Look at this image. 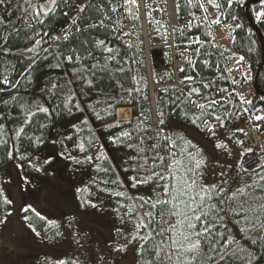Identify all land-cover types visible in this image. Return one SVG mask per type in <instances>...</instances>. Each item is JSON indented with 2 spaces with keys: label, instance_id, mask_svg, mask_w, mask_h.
Returning a JSON list of instances; mask_svg holds the SVG:
<instances>
[{
  "label": "trees",
  "instance_id": "1",
  "mask_svg": "<svg viewBox=\"0 0 264 264\" xmlns=\"http://www.w3.org/2000/svg\"><path fill=\"white\" fill-rule=\"evenodd\" d=\"M207 1L214 4L217 20L205 9ZM126 2L79 0L85 9L80 12L76 0H58L59 7L42 17V23L36 22L31 9L25 11V0L0 3V170L18 167L25 187L37 189L47 172L59 174L63 169L64 160L54 151L67 146L83 173L92 174L78 193L80 204L88 211L134 221L136 264H155V246L161 240L157 233L167 225L158 215L150 222L145 213L151 210L155 215L157 209L141 205L159 197L162 189L156 180L138 181L161 171L153 166V157L169 155L165 137L177 140L182 147L185 145L178 138L183 137L196 146L190 151L200 152L206 159L205 150L185 128L213 140L223 127L242 153L250 146L241 123L250 119L257 129L264 128V119H254L264 117V21L256 19L257 11L264 12V0H243L242 4L236 0H175L177 26L173 28L169 24L160 28L154 22L151 8L158 7L160 0H144L148 42L164 46L161 55L151 52L150 66L144 55L139 0ZM129 22L132 31L126 28ZM222 30L232 33L228 46L221 44L218 33ZM249 83L251 96L246 99L242 89ZM201 104L203 109L198 107ZM39 107L49 111L40 113ZM119 108H131L132 119L117 122ZM21 127L24 131L17 135ZM173 150L179 152V148ZM241 158L238 171L245 182L226 191L224 197L258 179L243 169L264 163V143ZM197 178L204 184L203 176ZM26 209L23 218L39 236L61 240L63 231L58 223L44 216L40 219L41 215ZM10 210L0 184V221ZM220 215L225 216L224 226L218 224L217 230L224 233V239L232 236L246 249L238 255L251 253L256 257L253 264H264V240L260 239L264 232L253 229L241 234L243 221L237 224L239 218L227 212ZM141 223L147 226L140 227ZM235 247L232 244L227 251ZM229 261L245 264L231 257ZM39 264L80 263L43 259ZM164 264L172 261L165 256Z\"/></svg>",
  "mask_w": 264,
  "mask_h": 264
},
{
  "label": "rangeland",
  "instance_id": "2",
  "mask_svg": "<svg viewBox=\"0 0 264 264\" xmlns=\"http://www.w3.org/2000/svg\"><path fill=\"white\" fill-rule=\"evenodd\" d=\"M138 7L143 20L144 55L150 66L151 52L161 55L164 46L149 44L144 0H139ZM204 7L211 18L217 20L214 4L207 1ZM151 11L154 22L160 28L166 24L170 28L177 26L175 0H160L159 6H152ZM126 28L132 31L133 25L129 22ZM218 35L221 44L228 46L232 39L231 31L222 30ZM159 41L158 38V44ZM176 68H180L177 58ZM150 85L153 91L155 86L152 81ZM250 85L249 83L245 90L242 89L246 99L251 96ZM131 119L132 115L128 121ZM119 121L117 118V122ZM243 126L244 122L240 127ZM185 131L206 152V165L202 175L204 184L220 185L231 192L245 182V178H241L238 171L242 152L236 139L223 127L217 130L213 140L190 128H185ZM217 144L226 145L227 148H217ZM54 154L63 158L64 170H60L59 174L56 170L47 172L39 181L40 186L37 189L25 187L18 167L11 166L0 170V184L11 203L8 216L0 224V264H39L43 259H52L57 263L73 260L80 264H136L138 244L133 241L134 221L124 217L115 218L109 213L86 210L80 204L78 193L84 181L92 174L83 173L81 163L67 146L60 147ZM26 208L58 223L63 231L61 240L54 242L39 236L23 218V210ZM134 219L137 220V217Z\"/></svg>",
  "mask_w": 264,
  "mask_h": 264
},
{
  "label": "snow or ice",
  "instance_id": "3",
  "mask_svg": "<svg viewBox=\"0 0 264 264\" xmlns=\"http://www.w3.org/2000/svg\"><path fill=\"white\" fill-rule=\"evenodd\" d=\"M3 2L4 0H0V3ZM62 2H67V0H62ZM130 2L134 3L135 0H130ZM25 3L28 5V9L25 11L31 9L38 23H42V17L54 13L59 7L58 0H25ZM76 3L79 11L83 12L85 9L83 6H79V0H76ZM236 3L242 4L243 0H236ZM256 19L264 21V12L257 11ZM67 38V36L64 37V39ZM98 44L103 45L104 42L99 41ZM106 50L113 51L111 48ZM67 59L71 61L72 57L69 56ZM198 107L203 109L205 106L201 104ZM38 111L46 114L49 110L46 107H39ZM216 119L219 120L220 117L217 116ZM254 119L261 120L264 117L256 116ZM161 123H163L162 120ZM204 123L207 124V121ZM23 131L24 129L21 127L17 135ZM238 131L243 132V129H238ZM165 139L169 141L166 149L169 155L165 157L157 153L153 157V166L160 168L161 171L152 172L150 176L143 177L138 181V183H148L149 180H156V186L162 189L159 197L153 201H144L141 205L143 207L144 204H148L150 209H157L155 215L151 210L145 213L150 218V222L158 215L161 223L167 225L157 233L161 240L155 246V264H164L165 256L172 261V264H209V261L212 260H215L216 264H221V261L223 264H230L229 257L244 261L245 264H253L256 257L251 253L238 255L246 252L245 247L237 243L232 236L224 239V233L217 230V225L224 226L225 216L220 213L227 212L233 218H239L235 219L237 224H241L243 221V225L240 227L241 234H246L253 229L264 232V172L258 171L264 169V163H257L255 168H244L245 172L254 173L258 179L253 184L241 186L224 197L226 188L216 184H203L197 178L202 177L201 169L206 165V161L200 152L189 150V148L195 149V145L190 141H185L183 137L178 138L185 145L183 147L171 137H165ZM240 143L242 144L243 141ZM216 147L227 148L223 144H217ZM177 148H179V152L173 150ZM251 151L252 149L248 148L242 155ZM165 160L168 162L165 163ZM45 163H50V161L46 160ZM39 170L37 168V171ZM169 179L171 182H168ZM159 181H165V183L160 184ZM222 183H227V181H222ZM257 191L261 194L257 195ZM5 203L8 201L5 200ZM92 206L95 207V205ZM27 210L25 209V211ZM39 218L43 219L42 216ZM139 226L146 227L147 225L141 223ZM165 233H167L166 239ZM151 238V236L148 237V239ZM260 239L264 240V236ZM222 240L223 243H221ZM252 243H256V240L252 239ZM232 244H236V247L228 252L227 249ZM205 247L208 249L207 252L204 251ZM146 264H153V262L147 261Z\"/></svg>",
  "mask_w": 264,
  "mask_h": 264
},
{
  "label": "built area",
  "instance_id": "4",
  "mask_svg": "<svg viewBox=\"0 0 264 264\" xmlns=\"http://www.w3.org/2000/svg\"><path fill=\"white\" fill-rule=\"evenodd\" d=\"M243 128L247 131L248 137V145L250 148L258 150L263 145V137H264V128L257 129L253 125V121L248 119V121H245Z\"/></svg>",
  "mask_w": 264,
  "mask_h": 264
},
{
  "label": "bare ground",
  "instance_id": "5",
  "mask_svg": "<svg viewBox=\"0 0 264 264\" xmlns=\"http://www.w3.org/2000/svg\"><path fill=\"white\" fill-rule=\"evenodd\" d=\"M131 115L130 108H120L117 111V118L120 121H128L131 118Z\"/></svg>",
  "mask_w": 264,
  "mask_h": 264
}]
</instances>
